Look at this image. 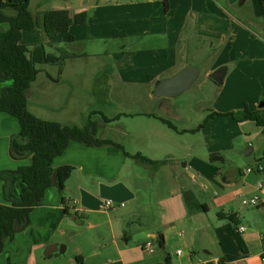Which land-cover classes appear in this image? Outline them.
I'll return each mask as SVG.
<instances>
[{"label":"crops","instance_id":"0c3cea01","mask_svg":"<svg viewBox=\"0 0 264 264\" xmlns=\"http://www.w3.org/2000/svg\"><path fill=\"white\" fill-rule=\"evenodd\" d=\"M167 1L168 9L165 0H80L74 9L55 10L86 12L88 23L53 37L41 28L23 32V44H45L52 54L69 56L62 65H38L39 75L28 91V111L65 126L84 128L92 120L97 139L108 143L70 142L54 160L55 169L75 168L64 190H46L42 205L31 211L27 224L26 219L19 222L23 229L6 242L0 264H264V204L246 207L239 197L258 193L262 176L243 173L257 164L241 162L243 167L224 174L213 161L214 156L225 160L219 153L230 149V128L232 140L241 134L237 121L243 119L246 104L264 118V107L258 105L264 89L259 86L252 100L240 101L239 113L233 112L237 121L208 118L212 111L186 122V107L177 106L174 98L155 96L162 80L189 65L197 67L195 52L207 63L205 76L210 79L244 53L246 31L251 30L232 11L239 0ZM7 30L8 24H0V32ZM76 43H81L80 51L68 48ZM82 56L97 58L94 72L75 64ZM13 83L0 80V97ZM119 84L135 87L136 98H142L127 113L118 111L112 99V86ZM125 95L128 99L131 93ZM153 99L161 103L151 108ZM232 111L227 107L216 112ZM19 132V121L0 112L1 205L10 204L1 174L31 160L11 155V140ZM199 145L205 154H197ZM138 154L157 165L133 158ZM187 192L205 209L187 204ZM106 200L117 208L103 210ZM219 213L234 214L238 225ZM241 226L247 229L239 232ZM51 244L63 252L45 257Z\"/></svg>","mask_w":264,"mask_h":264},{"label":"trees","instance_id":"16d2710c","mask_svg":"<svg viewBox=\"0 0 264 264\" xmlns=\"http://www.w3.org/2000/svg\"><path fill=\"white\" fill-rule=\"evenodd\" d=\"M260 1L264 19V0ZM29 5L30 0H0V24L9 25V30L0 32V80L14 82L13 86L5 89L0 97V112L9 114L20 123L19 134L11 140L12 156L17 159H31L28 166L15 171H4L1 174L6 183L7 201L10 204H0V254L4 251L6 242L13 239L16 234L15 222L25 221L34 208L42 205L46 190L52 186V175L56 170L54 160L63 154L70 142L80 141L88 146L108 143L97 139V126L92 120L84 128L65 126L58 122L39 119L28 111V91L39 75L38 65H62L69 56L48 54L45 44L32 46L23 44V32L41 28L47 37H53L67 33L73 25L88 23L89 18L86 12L72 14L68 10H51L34 16L29 11ZM165 5L168 9L167 0ZM121 36L125 37V34L122 33ZM232 115L215 112L210 117ZM104 119L107 123L112 122ZM161 121L177 131L170 121L164 119ZM241 121H252L264 132V119L257 113H252L247 104ZM133 158L157 165L140 154ZM213 161H218L216 156L213 157ZM74 169L73 166L67 165L58 170L62 191ZM185 199L187 204L205 209L192 193H185ZM219 217L231 221L235 226L238 225L234 214L219 213ZM159 244L163 248L164 240H160ZM166 262L170 264L169 260Z\"/></svg>","mask_w":264,"mask_h":264},{"label":"rangeland","instance_id":"374dc122","mask_svg":"<svg viewBox=\"0 0 264 264\" xmlns=\"http://www.w3.org/2000/svg\"><path fill=\"white\" fill-rule=\"evenodd\" d=\"M79 2L80 0H30L29 11L34 16H37L43 12L60 8L71 7L74 9ZM260 4V0H248V3L243 5L242 1L239 0L232 7V11L236 16L243 19L242 21L246 23L251 31L247 30V36L246 38L244 37L246 39V47L244 46L243 48L244 53L241 56H238L236 61L227 64V68L229 67L228 69H230V72L223 85H218L205 76L204 66L207 65V63L201 62V54L195 52L194 56L198 61H195L194 63L201 71L200 77L191 89L173 99L177 106L186 107L184 112H182L184 115L186 114L190 116V118L186 117V122L191 121V119L195 117L200 118L205 115V113L208 115L211 114L212 111H220L227 107H233V111L231 112L233 115L228 117L237 121L235 113H239L240 101L245 98L252 100L258 95L259 86L264 89V19ZM230 20L232 21V19ZM80 44L81 43H76V45L68 48L80 51ZM45 49L48 54L54 53L48 45H45ZM80 59L81 61L79 60L78 62H75V64L81 65L84 70L94 72L97 69L99 63L96 57L91 56ZM112 88V99L119 105L118 111L121 113H127L126 111H128L129 107H132L135 104H141L142 98L140 96L136 98L137 89L135 87L129 89L127 85L119 84L113 85ZM127 91L131 93V95L128 96V99L127 95H125ZM131 97L133 98L132 100ZM263 99L264 98H261V102H259L258 105H261L264 101ZM151 102L152 103L151 105L149 104V106L152 108L153 104L159 105L161 100L153 99ZM217 117H210L209 115L208 118ZM205 122H207V120ZM237 124L240 128L241 134L237 135L232 140L234 134L232 128H230L231 132L228 133L229 138L231 139L230 149L224 148L223 151L219 153L224 154L225 161L214 162L215 167L220 169L221 172H224V174L228 171L237 169V167H243L245 164L243 165L241 162L250 163L252 165L263 164L264 162L263 129L258 127L252 121H237ZM197 154H205L203 147L200 145ZM247 154L251 155L246 156Z\"/></svg>","mask_w":264,"mask_h":264},{"label":"water","instance_id":"95a60500","mask_svg":"<svg viewBox=\"0 0 264 264\" xmlns=\"http://www.w3.org/2000/svg\"><path fill=\"white\" fill-rule=\"evenodd\" d=\"M199 74H200L199 69L197 67H195L194 65H189L183 70H181L175 76L162 80L156 87L155 96L157 98H161V97L175 98L181 95L182 93L188 91L189 89H191L194 83L197 81ZM227 74H228V68L226 66H222L217 70H215L213 73H211L209 77L216 84L223 85L225 83V78ZM262 107H264V101L261 103V108ZM52 186L57 187L59 193H62V187L59 182L58 169H56L52 175ZM27 222H28V217L26 218V224ZM21 229L23 228L19 226V221H16L15 231L18 232ZM159 239L162 240V237L160 236ZM59 250L61 253L63 252L62 249L59 248L57 244H51L47 246L44 255L45 257H49L54 253L58 252Z\"/></svg>","mask_w":264,"mask_h":264},{"label":"built area","instance_id":"2783aa9c","mask_svg":"<svg viewBox=\"0 0 264 264\" xmlns=\"http://www.w3.org/2000/svg\"><path fill=\"white\" fill-rule=\"evenodd\" d=\"M243 173L245 174H251V173H258L262 176V180L257 184V191L258 193L252 196H247L244 193H241L239 195L243 206L246 207H259L264 204V196L262 195L264 192V164H257L256 166H248L244 168ZM123 207L124 204H121ZM117 208V205L112 200H106L103 204V210L110 211L115 210ZM247 228L244 226L239 227V232H244ZM151 244H148V247H150ZM178 254L181 255L182 252L178 251Z\"/></svg>","mask_w":264,"mask_h":264}]
</instances>
